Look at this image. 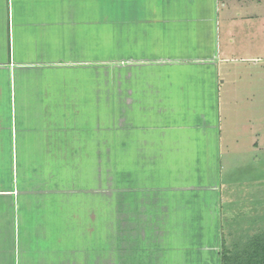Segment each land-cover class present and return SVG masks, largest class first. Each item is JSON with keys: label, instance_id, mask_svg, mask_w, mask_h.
I'll return each instance as SVG.
<instances>
[{"label": "crops", "instance_id": "obj_1", "mask_svg": "<svg viewBox=\"0 0 264 264\" xmlns=\"http://www.w3.org/2000/svg\"><path fill=\"white\" fill-rule=\"evenodd\" d=\"M216 4L0 0V264H218ZM106 154L142 209L101 212Z\"/></svg>", "mask_w": 264, "mask_h": 264}, {"label": "rangeland", "instance_id": "obj_2", "mask_svg": "<svg viewBox=\"0 0 264 264\" xmlns=\"http://www.w3.org/2000/svg\"><path fill=\"white\" fill-rule=\"evenodd\" d=\"M215 9L217 55L227 61L218 63V125L200 158L198 187L212 218L214 255L221 240L237 251L264 230V0H217ZM100 157L101 212L142 209L140 195L158 189L138 186L120 164L111 174V156Z\"/></svg>", "mask_w": 264, "mask_h": 264}, {"label": "trees", "instance_id": "obj_3", "mask_svg": "<svg viewBox=\"0 0 264 264\" xmlns=\"http://www.w3.org/2000/svg\"><path fill=\"white\" fill-rule=\"evenodd\" d=\"M219 264H264V230L251 238L240 248L230 251L220 241Z\"/></svg>", "mask_w": 264, "mask_h": 264}]
</instances>
